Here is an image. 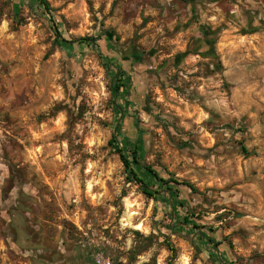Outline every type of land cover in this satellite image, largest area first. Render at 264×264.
<instances>
[{
    "label": "rangeland",
    "instance_id": "1",
    "mask_svg": "<svg viewBox=\"0 0 264 264\" xmlns=\"http://www.w3.org/2000/svg\"><path fill=\"white\" fill-rule=\"evenodd\" d=\"M47 2L0 0V264H264V0Z\"/></svg>",
    "mask_w": 264,
    "mask_h": 264
},
{
    "label": "trees",
    "instance_id": "2",
    "mask_svg": "<svg viewBox=\"0 0 264 264\" xmlns=\"http://www.w3.org/2000/svg\"><path fill=\"white\" fill-rule=\"evenodd\" d=\"M37 4H39L40 6H42V8L48 13L50 14L51 12V8L47 2V0H36ZM194 8V7H193ZM194 12V9H193ZM196 18V16H194V19ZM199 31L201 33V35L204 36L205 39V43L207 45H213L215 42V35L217 34V30H210L208 27H203L200 26L199 27ZM209 36H212V38L208 39ZM82 41H89V38H81L79 40V42ZM144 52H132L131 55L127 58H123L124 60H130L131 62H139L141 61V58L143 57ZM118 62V61H117ZM126 75L127 77H129L126 73V71L124 69H122L121 67L118 68V71L116 73V81L117 83L115 84L114 88H113V92L118 94L120 92V90L125 87V84L123 83V76ZM109 145L112 147V149L118 154L123 166H124V170L127 174V178L130 181H134L135 184H137L141 190V192L146 195V197L151 198L153 200H157L160 196H165V194L169 197V199L171 200L169 202V206L171 207L172 210L175 209V206H182V204L177 203V204H173V198H170L172 195V192H176L177 190L174 189V186L171 183H175V184H185L187 185L191 190H194L193 186L187 182H177L176 180H170V179H163L159 176L158 172H156L155 170H153L150 166H143L144 171L148 172L154 183H159L160 189L154 188L153 184H149V182L147 181L146 177H150V176H146L145 172V176H140L137 173V168L139 165V157H138V150H137V146H134L133 148H127V151L121 149L118 145V139L116 137V134H112L110 140H109ZM244 150V148H243ZM166 197V196H165ZM183 221H187L185 217H183ZM184 222H182L184 224ZM197 227L192 225V228ZM204 236V235H203ZM205 237V236H204ZM205 241L208 242V244H211V246L209 245L207 248H209L210 250H214L217 247V243H213L211 238H207V236L205 237Z\"/></svg>",
    "mask_w": 264,
    "mask_h": 264
}]
</instances>
